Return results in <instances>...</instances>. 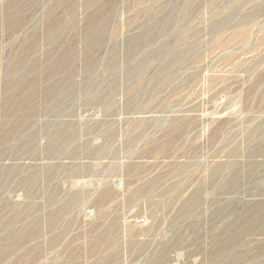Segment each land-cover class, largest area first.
I'll list each match as a JSON object with an SVG mask.
<instances>
[{"label":"rangeland","instance_id":"rangeland-1","mask_svg":"<svg viewBox=\"0 0 264 264\" xmlns=\"http://www.w3.org/2000/svg\"><path fill=\"white\" fill-rule=\"evenodd\" d=\"M0 264H264V0H0Z\"/></svg>","mask_w":264,"mask_h":264},{"label":"built area","instance_id":"built-area-1","mask_svg":"<svg viewBox=\"0 0 264 264\" xmlns=\"http://www.w3.org/2000/svg\"><path fill=\"white\" fill-rule=\"evenodd\" d=\"M86 215L90 216L91 215V211L90 210H86ZM140 222H142V220Z\"/></svg>","mask_w":264,"mask_h":264}]
</instances>
